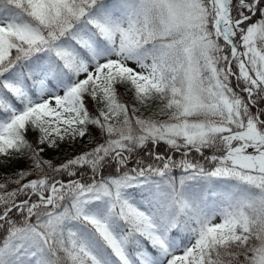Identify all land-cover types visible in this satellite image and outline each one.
Instances as JSON below:
<instances>
[{
	"label": "snow or ice",
	"instance_id": "6c2138e0",
	"mask_svg": "<svg viewBox=\"0 0 264 264\" xmlns=\"http://www.w3.org/2000/svg\"><path fill=\"white\" fill-rule=\"evenodd\" d=\"M0 156V264H264V0H0Z\"/></svg>",
	"mask_w": 264,
	"mask_h": 264
},
{
	"label": "trees",
	"instance_id": "16d2710c",
	"mask_svg": "<svg viewBox=\"0 0 264 264\" xmlns=\"http://www.w3.org/2000/svg\"><path fill=\"white\" fill-rule=\"evenodd\" d=\"M93 135L96 134V129L93 128L92 130ZM28 139L31 140V133L28 134ZM88 143V138L86 137L83 141H80L79 145L76 146L74 149H70L69 151L61 150V149H47L45 148V152L43 153L44 157L53 161V163H59L63 161L65 158L70 157L76 153H79L84 146ZM164 145L161 144L158 151H164ZM18 162V169H26L28 167V161L25 157L16 159ZM17 169V170H18ZM15 169L11 168L4 164V162L0 159V181L3 180L5 174H12Z\"/></svg>",
	"mask_w": 264,
	"mask_h": 264
},
{
	"label": "rangeland",
	"instance_id": "374dc122",
	"mask_svg": "<svg viewBox=\"0 0 264 264\" xmlns=\"http://www.w3.org/2000/svg\"><path fill=\"white\" fill-rule=\"evenodd\" d=\"M31 133V140L34 141L35 140V137H36V133L34 132H30ZM86 138V137H85ZM80 143L77 142L75 144H69V143H60L59 147L57 148H48L47 146H45V148L47 149H53V150H56V149H61V150H66V151H69L70 149H74L76 146H78ZM0 159L4 162V164H6L7 166L9 165L11 168L17 170L18 169V162L16 159L14 160H11V161H6L4 157L0 156Z\"/></svg>",
	"mask_w": 264,
	"mask_h": 264
}]
</instances>
